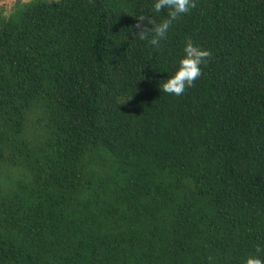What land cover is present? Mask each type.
Listing matches in <instances>:
<instances>
[{
  "label": "trees",
  "instance_id": "16d2710c",
  "mask_svg": "<svg viewBox=\"0 0 264 264\" xmlns=\"http://www.w3.org/2000/svg\"><path fill=\"white\" fill-rule=\"evenodd\" d=\"M152 4L0 12V264L264 261V0H195L158 49ZM188 41L211 55L164 93Z\"/></svg>",
  "mask_w": 264,
  "mask_h": 264
},
{
  "label": "clouds",
  "instance_id": "9594fccd",
  "mask_svg": "<svg viewBox=\"0 0 264 264\" xmlns=\"http://www.w3.org/2000/svg\"><path fill=\"white\" fill-rule=\"evenodd\" d=\"M195 7V0H153L152 11L159 13L168 10L167 18L157 23L151 16L140 15L137 17L135 28L136 35L140 39H147L148 43L155 48H159L160 42L168 33L170 25L174 20ZM184 55L179 60V67L175 74L159 83V89L168 94L180 96L186 87L193 86L194 82L202 74V65L207 61L211 53L191 41H188L183 49ZM259 252L260 249L257 248ZM245 264H264L257 256H249Z\"/></svg>",
  "mask_w": 264,
  "mask_h": 264
},
{
  "label": "rangeland",
  "instance_id": "374dc122",
  "mask_svg": "<svg viewBox=\"0 0 264 264\" xmlns=\"http://www.w3.org/2000/svg\"><path fill=\"white\" fill-rule=\"evenodd\" d=\"M30 0H0V12L4 15H10L20 5H23Z\"/></svg>",
  "mask_w": 264,
  "mask_h": 264
}]
</instances>
